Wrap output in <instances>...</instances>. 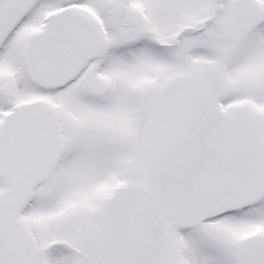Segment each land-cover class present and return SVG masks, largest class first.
Here are the masks:
<instances>
[{"label":"snow or ice","instance_id":"6c2138e0","mask_svg":"<svg viewBox=\"0 0 264 264\" xmlns=\"http://www.w3.org/2000/svg\"><path fill=\"white\" fill-rule=\"evenodd\" d=\"M0 264H264V0H0Z\"/></svg>","mask_w":264,"mask_h":264}]
</instances>
